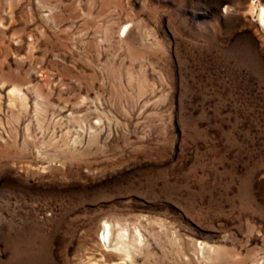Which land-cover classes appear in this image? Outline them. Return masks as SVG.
<instances>
[{
    "label": "rangeland",
    "instance_id": "rangeland-1",
    "mask_svg": "<svg viewBox=\"0 0 264 264\" xmlns=\"http://www.w3.org/2000/svg\"><path fill=\"white\" fill-rule=\"evenodd\" d=\"M261 6L0 0V264H264Z\"/></svg>",
    "mask_w": 264,
    "mask_h": 264
},
{
    "label": "bare ground",
    "instance_id": "bare-ground-1",
    "mask_svg": "<svg viewBox=\"0 0 264 264\" xmlns=\"http://www.w3.org/2000/svg\"><path fill=\"white\" fill-rule=\"evenodd\" d=\"M259 20H260L261 25L264 26V6L260 7ZM109 231H110L109 223H105L104 224V231H103V239H104L105 243L110 241V239H109ZM118 246H120V245H118ZM120 247H123V246L121 245Z\"/></svg>",
    "mask_w": 264,
    "mask_h": 264
}]
</instances>
